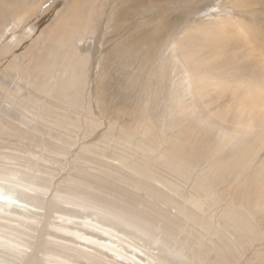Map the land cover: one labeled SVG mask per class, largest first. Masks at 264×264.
<instances>
[{"label":"bare ground","instance_id":"1","mask_svg":"<svg viewBox=\"0 0 264 264\" xmlns=\"http://www.w3.org/2000/svg\"><path fill=\"white\" fill-rule=\"evenodd\" d=\"M47 1L0 0V39L13 30L19 31ZM64 1L67 6L59 10L57 6ZM96 1L55 0L32 28L23 27L0 48V264H199L202 249L191 254L188 228L176 232L169 216L159 218L162 213L157 207L134 202L106 186L96 192L86 189L85 196L80 195L76 189L86 184V176H75L68 190L57 189L48 195L51 185L50 178L45 176L46 170L37 165L38 172L31 173L33 165L42 160L50 161L45 154L49 150L46 144L59 135L43 128L39 120L47 119L51 111L59 120L64 116L62 104L77 108L85 103L80 89L89 81L90 58L83 56L78 44L96 27L91 8ZM56 12L54 21L46 26V17ZM247 22L231 18L204 20L200 27L189 28L184 24L174 36L168 34L166 24H159L156 30L166 31V40L162 38L165 42L156 37H152V41L144 37L139 42L134 39L126 42L130 51L135 50L133 55L131 52L127 57L124 55L126 75L129 77V72L133 71L127 67H133L143 70V74L139 71L143 78L156 83L167 70L168 85L152 84L153 89L148 94L158 91L174 99L181 96L179 100H192L195 84L207 78L215 85L213 88H217L224 80L220 73L203 74V70L210 66L218 71L225 67H229L227 70L236 68L233 72L236 79L243 81L241 96L246 100L243 107L248 115L246 126L253 127L258 123L253 114L256 105L264 106V35ZM183 32L187 34L178 39ZM157 47L161 54L146 61L148 50ZM256 57L259 65L253 62ZM12 70L17 74L10 76ZM181 84L183 94L176 86ZM218 93L236 95V91L229 93L226 89ZM193 109L192 101L181 107L186 111ZM263 129L254 137L255 142L264 143ZM226 143L230 161L237 163L233 166L240 170L237 165H250L255 145H233L229 140ZM208 165L201 166V171ZM172 167L178 171L174 172ZM169 168L173 174L185 172L173 163ZM200 176L190 188L187 201L210 219V227L207 224L205 228L208 232L210 229L209 235L221 240L223 211L218 193ZM121 177L131 181L124 175ZM153 177L164 183V178ZM149 192L155 198L161 197L155 189ZM65 205H77L78 209ZM181 207L185 218L194 221L185 210V203ZM231 219L237 221L236 224L241 221ZM238 228L245 232L253 230L247 222L239 224ZM180 232L184 240L178 238ZM234 244L236 238L229 247ZM210 247L216 254L210 264L226 261L219 242H211Z\"/></svg>","mask_w":264,"mask_h":264},{"label":"rangeland","instance_id":"2","mask_svg":"<svg viewBox=\"0 0 264 264\" xmlns=\"http://www.w3.org/2000/svg\"><path fill=\"white\" fill-rule=\"evenodd\" d=\"M54 1L44 3L37 15L19 31L13 30L2 37L0 48L23 27L32 28ZM65 6L66 1L57 7L61 10ZM91 8L96 27L78 44L84 52L82 55L90 58L89 81L80 89L85 103L77 108L62 104L64 116L59 120L54 118V111L47 119L39 120L43 128L59 135L46 144L49 150L45 154L50 161L42 160L33 165L31 173L38 172L37 165L46 170L45 176L50 178L51 185L48 195L57 189L68 190L75 176H86V184L76 189L80 195L85 196L86 189L96 192L106 186L134 202L157 207L162 213L159 218L169 216L176 232L188 228L191 254L202 249L199 264L215 260L216 254L210 247L213 241L221 244L219 250L226 257V261L221 263L222 259L219 264H264V143L255 142L254 138L264 128L263 104L256 105L253 112L258 123L246 126L248 115L243 110L246 100L241 96L243 81L236 79L233 73L236 68L232 71L225 67L218 71L214 66L208 67L202 73H220L223 82L213 88L215 85L206 78L195 84L192 100H179L181 96L174 99L158 91L148 94L153 85H168L167 70L162 72L160 78H163L154 83L155 80L143 78V70L140 75V69L133 67H127L133 69L128 77L123 67L124 55L127 57L130 52L133 55L135 51H130L126 42L131 43L133 39L139 42L144 37H148V41L156 37L165 42L167 33L156 30L159 24H166L168 34L174 36L184 24L192 28L200 27L204 20L246 19L264 35V0H97ZM55 16L57 12L46 17V26ZM186 34H179L178 39ZM160 54L158 47L148 50L145 60ZM254 61L259 65L258 57ZM16 74V70L10 72V76ZM130 78L132 81L128 80ZM176 86L183 94L182 84ZM225 89L229 93L236 91V95L218 93ZM191 101L193 110H181ZM225 140L233 145H255L250 165L242 162L244 164L237 165L240 170L233 166L237 163L230 161L229 145ZM170 161L185 172L173 174L178 170L169 168ZM186 161L189 164H185ZM207 164L208 167L201 171V166ZM255 171L257 173L253 174ZM121 175L131 181H125ZM153 176L164 178V183ZM199 176L208 180L211 189L218 193L223 211L221 240L209 235L210 229L208 232L205 228L207 224L210 227V219L187 201L188 192ZM151 189L158 191L161 197L152 196ZM183 203L194 221L190 222L180 212ZM65 206L78 209L77 205ZM231 217L241 221L236 224ZM245 222L250 223L253 230L245 232L238 228ZM178 238L184 240V235L180 232ZM235 238L234 251L229 245Z\"/></svg>","mask_w":264,"mask_h":264}]
</instances>
